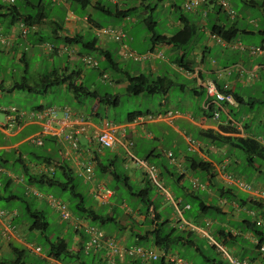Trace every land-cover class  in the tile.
<instances>
[{"label":"crops","instance_id":"0c3cea01","mask_svg":"<svg viewBox=\"0 0 264 264\" xmlns=\"http://www.w3.org/2000/svg\"><path fill=\"white\" fill-rule=\"evenodd\" d=\"M240 1L244 3L247 9L249 8V10L258 11L259 18L252 19V12L249 11L250 13L248 16V23L243 24V26L241 25L240 28H238L235 24L228 25V22L222 23L221 15H217L218 12H223L226 19L229 20L235 21L236 17L234 19L229 18L227 14L221 8H219L215 1L207 0L203 2L198 9L190 12L201 18L199 25L191 21V18L185 17L182 14V18L184 19V21L191 22L198 26V34L204 35L207 40L203 45L196 43L192 47V51L190 52L188 58H186L187 63H183L184 65H182V67L177 65V55L176 57H174V59H172V57L178 51L172 46L166 45L163 42H158L156 43L157 50L155 49L152 51L151 49H149V53L145 54H152L155 56L147 59L149 60L147 61V66H145V64H140L139 68L135 72H132L131 74L127 73L129 76L134 77L140 74H145L147 72V74L145 75H148L155 79H166V81L170 82L173 81L167 76L169 75V71H171V69L179 74H182V76L188 80L187 83L182 84L179 87L180 91L182 92V96H186L187 98V102L185 99H182V102L184 101L185 103L182 104L184 106V109L182 110L178 109L177 107H168L167 103L164 101L162 103H159L158 108L154 111H146V113L135 112V115L134 113H131L132 115L130 116L128 114L126 122H124L123 124L113 123L105 118H102L98 114V112L102 105L107 106L100 100L101 98L107 99L117 94L112 96L106 95L105 97H100L96 91H91L89 89L90 92H95L97 95L96 97L87 99H93V101H95L94 104L89 108L90 112L86 113L87 108L85 109L84 107L85 101L80 102L75 99L68 91L66 84L61 85V87L63 88V90H65V93L67 95H70L79 106V109L77 111L70 109L72 113L74 115L85 116L93 128L103 129L107 124H112L118 129L121 128L124 130V136L122 138L120 137V131L118 132L119 140L121 141V143H131L132 155L137 160L146 161L156 168V174L159 184L176 201L180 202L179 208L181 210L185 205H188L189 208L192 209V205L186 200L191 199L195 201L193 196L202 194V199L206 203V205L217 207L221 210V213H219L218 211H216V213L227 218V222H219L217 220V217L209 219L205 218L202 214L196 213L194 216L195 218L193 217V219L189 220L198 224L200 223L201 226H204V229L201 230L207 232V234H209L216 242L220 244H222V239L218 241L215 238L218 236L217 230H219V228L226 230V232L228 231L232 233V235L240 238L242 242L240 243L238 241L237 243L232 244V246L230 247H226L223 244L222 245L226 248V250L229 249V251L233 254V258L239 260H247L252 262L253 264H264V253L260 252L259 249L258 251L255 250V247L258 243L257 238L254 237L250 231L242 233L238 225H236L234 228L229 227L233 220L246 228V230H250V224H253L256 226V228L264 231V187H261V185L252 187L246 181H244L241 174L236 171L244 165L247 167H251L256 174H260L264 169L260 164L261 162L264 163L263 157H256L255 155V152H257L256 145H258L259 148H264V143L261 139L255 138L253 135H251V133H249L251 127L256 129L264 123V91L262 92L263 95L259 101H257L255 97L256 95L251 94V92H249L248 95H239L236 91L238 87L245 88V86H247V84H249L252 79L259 83H261V81H264V0ZM94 2V4H96L99 1L94 0ZM225 2L231 9L232 7L228 3V0H225ZM52 4H60L64 8L65 13L63 25H60L54 19L50 20V17H48V12H46L48 19L44 23L38 25L35 30L37 36H39V39L40 37H44L43 32L45 31H50L52 37H56L55 34L57 33V36L59 35V39L56 40H63V43L65 38H72L74 36H80L85 41L84 36L87 33L92 34L94 36L93 39L96 38L94 33V26L90 22L84 21V18L88 19L90 17L89 15H84L82 17L75 16L78 21L74 22L70 21L67 18L69 13L73 14V12L71 11V0H61L60 3ZM181 4V1L173 2L171 0V11L173 13L183 12L184 10L181 9ZM91 7L93 8V10H97V6L92 5ZM2 11L3 10H0V14L3 13ZM2 18L3 17H1L0 15V20ZM20 23V21H16L12 16H10V20L7 23L6 29L9 31L8 35H10V37L8 35L6 36L12 39L13 44L11 48H19V43L22 40L27 39L26 36L30 33L29 32L25 37L21 36L19 27ZM1 27L2 26L0 21V29ZM181 27H183V23H181V21L178 19L175 28L177 30ZM218 28H223L224 31H229L230 34H232L231 40L226 41L216 35L213 30ZM234 29L238 30V32H236ZM242 35L245 36L248 41L255 40L254 38H259V40L258 42L255 41L254 44H244L241 39ZM165 36L170 37V35ZM99 39L96 38L99 47V50L96 51L101 55V59L106 62V59L109 58L112 60V62H114L112 53L106 50V45L110 41L112 42V40L109 38V40ZM37 41L38 39L36 40V43ZM70 46L73 47V44H65V47L69 48ZM253 46L263 48V53L256 56L249 55L247 49ZM130 51L134 52L131 49ZM74 52L75 55L79 56L80 58L85 56L77 50H74ZM58 53L59 52L57 51V54ZM116 54L119 57L126 59L124 57V54L122 52H119V49L118 51H116ZM158 55H162V57L159 58L157 57ZM19 60L21 61V57L19 58ZM133 61L140 62L146 60ZM114 63L117 67L112 68L115 71H119L118 63ZM77 72L78 73L75 78V83L79 86H83V83H81L80 80H82V78L83 80L85 79L83 75L80 74V71ZM251 74H253V77L250 76ZM204 82H212L217 86V88L220 89H223L224 86H227V92L233 97V103H221L223 110H221L218 120H214L212 118L211 111H206L203 108L206 97L202 85ZM112 85L125 89L127 93V82L124 83L123 80H114L112 82ZM172 86L166 90V93L158 95H167L174 86L177 87L176 84L173 87ZM255 106L258 107L257 110H254ZM235 110L240 112L241 120H237L234 118ZM167 111L177 112L178 115L174 117L171 122H168L166 118L155 119L149 122H135L141 116L164 115ZM39 131L40 125L33 122L23 124L19 129H15L13 133L8 136L0 131V168L7 169V156L9 153H13L15 158H17V163L20 164L23 175L28 176L27 182L20 179L18 181H15V183L22 182L25 187V193L29 194L32 197L33 201L39 204L45 203L46 205H48L43 197H37L33 195V191H36L34 189V184H37V182L29 180V178H31L32 176L39 178L45 175L46 177L51 176L52 178H56V172L58 171L57 165L61 163L68 169H70L73 175L77 179L81 180L84 185L86 183L83 181V177L80 175L82 169L74 164V162H72L71 157L74 152H71L69 153V156H66V151H70L67 150L65 144L60 143L58 139L52 137H43V146H41L43 153L41 154L27 151L28 149H26V145H28L29 147H37L30 144L28 142V138L37 135ZM11 141L14 142L9 143ZM142 143L150 145L148 151H145ZM56 147L60 156L59 161L53 160L51 155L52 151L54 152V149H56ZM191 147H193V149H191ZM245 149L247 150V152L244 151ZM87 150L89 151V154L92 155V162L94 159V155L96 154L99 162L103 164H108V162H110L111 160V157L113 155H117L122 169L127 173L130 172L132 177L128 175L129 173L127 174L130 177V180L134 181L137 187H144L145 174L143 170L140 169L134 162L128 161L126 159L125 150L121 145H118L113 150H99L95 143L88 144L86 140L82 139L80 148L81 155L83 154L84 157H87ZM238 151L242 152L244 160L243 157H240ZM248 151L251 153L248 154ZM168 154L172 155L174 162H172V160L168 157ZM202 163L210 164V167L203 168L200 165ZM50 167L54 169L53 175H49V173H46V171ZM0 175L2 174L0 173ZM225 176H229L232 179H236L246 183L251 187L253 192H251V194H248V196L237 199L236 191L234 190H241L235 188L234 186L228 185L225 181ZM111 182H113V180L108 175L105 177L96 176V179L92 183V186L94 187L95 184L101 183L109 188ZM194 183H197L201 187H194ZM11 184L12 180L8 179L4 186L0 185V188L2 187L3 190L7 191V188ZM154 187V194L159 198L161 197V199H159V203H157V206L159 207L158 212L162 214L161 209L163 203H168L169 205L167 207L172 210V218L174 217L173 219H176L175 223H177L178 216L175 212L174 207L165 200L160 190L156 186ZM229 189H232L230 193L225 192ZM39 191L37 190V192ZM39 193L42 196H45L41 193V191ZM226 193L227 195H225ZM13 196L15 195L10 193L9 197ZM114 197L116 198L117 194H115ZM0 200H5V197H3L1 194ZM9 200L15 199L12 198ZM121 201L122 203L126 202L124 200ZM213 201H215V204L212 203ZM25 204V207H30L27 203ZM121 206L123 208H129V205L126 206L121 204ZM48 207L50 206L48 205ZM110 208H120V205L118 206L116 203H112ZM136 208L139 207L136 206ZM10 210L15 211L17 213V216L13 218V220L6 219L4 221L6 224L11 225L13 232H15L19 238V233L17 230L18 221L20 220L21 215L15 208H12ZM183 214L182 217L184 218L185 214ZM240 214L244 215L245 219L242 220L241 218H239ZM139 217L140 218H137L136 215L132 213L130 214L129 220L133 225H137L142 221V217L140 215ZM162 220H165L163 215L160 221ZM175 223L173 225L174 227H176ZM188 223L192 225L190 221H188ZM115 225L122 226L120 224L119 218H117V220L115 221ZM25 226L28 229V223L25 224ZM72 228L73 239L72 246L70 248L72 251L71 254H76L77 258L79 259L80 251L82 252V248L86 241L85 235L81 232V230H76L74 227ZM125 228V226H122L120 228L122 232V235L120 237H118L117 235L111 236L114 237L119 245L123 248L133 247L135 245L130 244V238L133 233L132 231H130V228H127L126 230ZM200 236L207 241V239L201 234ZM19 239L11 240H15L19 245H23V243ZM3 242L4 243L0 245V253L2 254L11 251L9 247V241L4 239ZM24 245L26 248H28L27 244ZM215 250L218 254H220L217 249ZM91 252L93 253L94 258L101 257L104 259V253L102 251H98L99 253H97L96 251ZM173 253L182 258L179 252L175 251ZM221 258L224 259L223 256H221ZM48 260L53 264H60L59 261H56L52 258L48 257ZM205 262H208L209 264H218L215 261H211L209 259H206ZM132 263L133 262L130 259L119 258L115 264ZM188 263L191 264L190 262Z\"/></svg>","mask_w":264,"mask_h":264},{"label":"rangeland","instance_id":"374dc122","mask_svg":"<svg viewBox=\"0 0 264 264\" xmlns=\"http://www.w3.org/2000/svg\"><path fill=\"white\" fill-rule=\"evenodd\" d=\"M102 6L105 8L110 9L113 11L115 9V3L120 5L121 9L127 10L131 8H135V10H132L128 13L127 18H115V17H109L106 15L101 14L97 10H93V8L90 6L85 10H81L78 6L72 4V12L73 16L76 17H82L84 15H89L90 18L95 22L101 25L103 28H121L122 31L126 35V39L124 41V44L127 46V50L130 51V49L134 52L132 54H139L143 57V55L149 53V49L152 51L156 49V43L155 41H152L150 39V33L148 32L147 28L144 25L143 20L146 19L149 15H151L152 22L156 23L155 32L157 35H172L176 31V23L178 22L179 15L183 14L185 17L191 18V21L194 23L200 24L201 18L196 16L194 13L190 12H172L170 9L171 0H98ZM51 2L50 0H43L44 7L46 8L48 12V17L51 19L56 20L60 25H63L64 20V13L65 10L62 7V5H51L49 4ZM94 0H92V4L94 5ZM228 3L232 7L231 9L234 12V15L236 17L234 20L226 19L223 12H218L217 15H221V21L222 23L228 22V25L235 24L238 28L243 26V24H247L249 21V11L252 12L251 18L252 19H258L259 13L255 10H249L244 5V3L240 0H228ZM3 4L7 8H9V4L5 2V0H0V5ZM15 5L22 9L24 12H37L35 9L25 8L23 9V3L20 0H17ZM148 8H152L151 11L148 10ZM5 10H3L4 12ZM212 17V16H210ZM10 20V16L6 18L1 19V29L0 34L3 36L8 35L7 23ZM250 27V26H249ZM10 37V35H8ZM44 41L42 44H37L36 40L39 36H37L36 31H30V33L26 36L27 39L22 40L19 44V48H11L7 46H0V83L3 84L4 90H0V109H5L9 107H15L20 110L24 111H31L37 108H46L50 106H67L71 110L77 111L79 109L78 104L72 99L70 95H67L65 93V90L61 86H52L47 93L40 92L42 87L46 84L45 77L52 74L54 71L58 75H70L75 71H80V74L83 75L84 79L80 80L81 83H83L84 87H88L91 91H96L100 97H105L106 95H115L117 94L120 98V102L115 107H107L105 105H102L98 114L102 117L107 119L110 122L113 123H120L123 124L126 122L128 114L131 113H146V111H154L158 108V104L162 102H166L168 107H177L178 109L182 110L184 109V106L182 104H185L184 101L182 102V99L186 100V96H182V92L180 91L179 87L182 84H185L188 82L187 79H185L182 74L177 73L176 71H169V75L167 76L170 78L173 82V86L176 84L177 87H173L172 90L169 91L167 95H153L149 96L146 94H141L137 96H131L126 93L125 89H122L120 87H115L112 85V82L114 80H123L124 83H126L125 73H132L135 72L140 64H145L147 66V61H140V62H134L132 58L125 57L121 58L116 54V51L121 52L122 44L120 42H116L112 40L106 45V50L110 51L112 53L113 61L118 63L119 71H115L112 67L109 66L107 62L101 59V55L97 51H89L84 50L80 44L73 45V47H69L68 49L70 51L77 50L82 55L89 56L90 58L95 59L98 61V68H90L87 67L81 60V58L75 53H69V52H62L58 54H54L51 50H49V47H57L61 48L64 47L65 44L63 43V40H55L52 38V34L50 31L43 32ZM92 34H85L84 38L85 41H89L93 39ZM101 38V39H99ZM99 40H106L109 37L107 36H101L99 37ZM110 39V38H109ZM108 39V40H109ZM242 41L244 44L248 43H255L258 42L259 38H254L255 40L248 41V39L242 35ZM195 40L198 44H205L207 41L204 35L198 34L195 37ZM157 50V49H156ZM104 51V50H103ZM163 52V51H162ZM22 55L25 57V61H20L19 58L22 57ZM178 56L176 53L174 57ZM123 57V56H122ZM106 75V79H102V75ZM147 74V72L145 73ZM53 77H51L52 79ZM175 83V84H174ZM26 84L27 86L33 88L32 91L28 90H17L13 89L16 85ZM35 89H40L39 91H36ZM237 93L239 95H248L249 92L251 94L256 95L257 101H259L262 98V92L264 91V81H261V83L255 81L252 79V81L245 86V88H237ZM244 92V93H243ZM85 109L86 113H89V108L94 104L93 99H85ZM83 101V102H84ZM83 107V106H82ZM258 107L255 106L254 110H257ZM240 112L234 111V118L237 120H241ZM257 118V116H256ZM104 119V120H105ZM4 116L2 112H0V122H3ZM254 122V121H253ZM249 133L253 135L255 138H259L264 143V123L261 124L260 127L252 128L249 130ZM14 141H11L9 143H13ZM8 143V144H9ZM48 144V143H47ZM144 146L145 151H148L149 146L146 143H142ZM167 148V147H165ZM26 149L29 152H36L38 154L43 153L42 147H29L26 145ZM2 153V152H1ZM147 153V152H145ZM240 154V157L244 156L242 152L238 151ZM53 160L59 161L60 156L56 149H54V152L51 153ZM8 163L6 164L7 173L0 175V185L4 186L6 184V181L8 179L12 180V184L7 188V191L3 190L2 187L0 188V194L3 197H8L10 193L14 194L15 196H18L21 198V200H0V210L5 212H10L12 208L17 209L19 214L21 215L20 220L18 221V233H19V240L24 244H27L31 246L33 249L40 248L39 254H34L32 251H30L28 248L25 247V245H19L17 241L12 240V244L15 248L24 251L23 253V260L28 264H53L48 260V243L47 239L50 241H53L57 238H63L67 243L68 246H72V239H73V228L74 225L72 222H66V221H60L57 212L52 209L51 207H48L45 203H36L33 201L32 197L29 194L25 193V187L22 184V182L15 181L18 180H25L27 182L28 176H24L20 164L17 163V158L13 155V153H9L8 156ZM258 164V163H256ZM262 167L264 168V163H260ZM118 169L120 171H123L121 163H118ZM242 176V179L246 181L249 185L252 187L259 186L264 187V169L263 172L260 174H256L255 171L251 167L242 166L238 170ZM129 173V174H128ZM126 172L130 177V172ZM8 174L10 176H8ZM48 176V175H47ZM49 178H52L51 176H48ZM56 179L59 181H64L61 172H56ZM14 180V182H13ZM84 181V178H83ZM85 182V181H84ZM132 184L136 185L134 181H131ZM76 184V188L78 192H80L84 198V205L86 208H89V212L104 215L109 211V208L111 207L112 203H116L118 206L120 205V208H117V218L120 219V224L122 226H125V230L127 228H130V231H135L137 233L144 234L145 231L149 229V223L144 222L142 226H136L131 223L129 220V212L131 213V208H123L121 204L123 205H129V207H132V205H136L139 207L137 208L139 210V215H146L147 210L144 206H141L139 204L136 198L128 196L124 190V186L122 183H115L111 182L109 188L116 189L117 197L108 201L107 204H102L99 200L96 199L94 188L92 186V183H86L85 185L81 182V180L76 179L74 181ZM87 185V186H86ZM34 189L37 191H41V193L45 196H52L56 199H59L66 203L69 207V210L71 211L72 215L74 217H79L83 219L86 223L91 224L92 226L97 227L101 231L104 232L105 235H117L120 237L122 235V232L120 228L122 226L113 225L111 223H106L105 225H102L98 221H91L90 219L86 218L85 214H81L79 212H76L74 210V206L77 203V198H74L71 196L69 191L61 190L57 187H48L45 185L40 184H34ZM154 188V187H153ZM174 188V186H173ZM39 191V192H40ZM237 199H241L245 196H248L249 193L237 191L236 189ZM154 193V191H152ZM246 193V194H245ZM202 195V194H198ZM155 203H159V198L157 195L154 194L152 197ZM121 200H124L126 202L122 203ZM27 203L31 209H38L42 211L47 219L48 222V228L44 232V234L36 233V232H30L25 224L31 223V218L29 219L28 216L25 214V203ZM189 202L192 207L193 211L196 212L197 210V201H193L191 199L186 200ZM212 203L215 204V201ZM211 203V204H212ZM167 204V205H166ZM166 205V206H165ZM168 203H163L162 205V215L165 218L167 222L168 227H171L176 222V219H173L172 216V210L168 208ZM161 206V204H160ZM194 212V213H195ZM137 212L134 213L137 218H140ZM115 216V217H116ZM239 216V215H238ZM143 217V216H142ZM209 219H212L213 217H217V220L219 222H227V218L223 217L220 214H217L216 212L210 211V213L207 216ZM242 220L245 219V216L240 214V217ZM169 219V220H168ZM236 225L239 226V229L241 232H245L246 228H244L242 225L236 223V221L231 222L229 227H235ZM68 227V229H67ZM225 227V226H224ZM226 228V227H225ZM124 229V228H123ZM122 229V230H123ZM227 229V228H226ZM124 230V231H125ZM82 232V230H81ZM152 236H149L147 240L136 242L133 237L130 238V244L131 245H138L143 248H154L157 249V251H160L159 248L152 246ZM192 237L193 241L197 243L202 250L203 254H198L195 252L194 248L187 247L182 250V248L179 245L172 244L171 250L173 252L179 251L180 255L185 258L188 262L192 264H209L208 262H205L204 258H208L211 261H222L223 264H228L227 260H223L221 258V254H218L216 250L211 249L207 245V241L202 238L201 236ZM217 240L218 238L215 237ZM85 240L87 241V236L85 235ZM4 239L0 237V245H2ZM219 241V240H218ZM8 247V246H7ZM231 256L233 254L227 249ZM91 252V251H90ZM44 257V258H43ZM16 258V254L12 251H9L7 253H0V260L3 261H12ZM98 259V258H97ZM185 260V261H186ZM97 261V260H96ZM81 262H84L85 264H92L94 263L93 259V253L87 254L85 251H80L79 259L77 258V255H68V256H61L60 257V264H81Z\"/></svg>","mask_w":264,"mask_h":264},{"label":"trees","instance_id":"16d2710c","mask_svg":"<svg viewBox=\"0 0 264 264\" xmlns=\"http://www.w3.org/2000/svg\"><path fill=\"white\" fill-rule=\"evenodd\" d=\"M20 1L24 5L23 9L24 7L25 8L29 7L30 9L32 8V9L37 10V12H33V13L27 12L26 13L25 11L23 12L22 9H19L15 4L9 6V8L1 4L0 10H5L4 12L2 11L3 12L2 14H0L1 17L5 18L8 16H12L15 18L16 21H20L26 27H36V28L38 27V25L44 23L48 19L47 13H46L47 10L44 7L43 0H20ZM49 4L51 5V2H49ZM72 4L78 6L81 10H85L88 7L93 5L92 0H71V5ZM94 5L97 6L96 9L101 14L109 16V17H115V18H125L126 19L128 16V13L132 10H135L134 7L131 9L123 10L121 9V7H119V4H116V3H115V9L113 11L102 6L100 2H97ZM148 10L151 11L152 8H148ZM6 11L8 12V14ZM179 17H180L179 20L181 21V23H183V27H181L180 29H177L172 35H170V37H167L165 35L156 34L155 32L156 23L152 22L151 15H149L146 19H144L143 22L148 32L150 33V39H152V41H155V43L163 42L166 45L174 47L178 51L177 52L178 56L176 57V63L177 65L182 67V65H184L183 63H187L186 58H188L190 52L192 51V47L197 43L195 40V37L198 35L199 30H198V26H196L195 24L188 22V21L187 22L184 21V19L182 18V14ZM87 21L90 22L94 26V29L103 28L98 23H95L90 17L88 18ZM234 30L238 32V30L236 29ZM213 32L216 35H218L220 38L226 41H229L232 38V34H230L229 31H224L223 28L214 29ZM55 35L56 37L53 36L52 38L55 40L59 39V35L57 36V33ZM43 41H44V37H40V39L38 37L37 43H42ZM64 43L68 45L80 44V46L84 50H89V51L99 50L96 38L89 40V41H84L83 38H81L80 36H74L72 38H65ZM53 53L57 54L56 47L53 49ZM21 61H25V57L23 55L21 57ZM106 62L109 64L110 67H117L116 64L112 62V60L109 58L106 59ZM77 73L78 72L75 71L72 74L66 76L65 74L58 75L54 71L52 74L45 77L44 82H46V84L42 87L40 92L47 93L48 90L52 86H61V85L66 84L68 91L72 94V96L75 99H77L80 102H83L85 99H88V98L96 97L97 94L95 92H90L88 87H84L81 85L79 86L75 83V78H76ZM51 77L53 78L51 79ZM125 78L127 82V94L131 96H137L141 94H146L149 96H153L156 94H164L166 93V90L173 85L172 82L166 81V79L165 80L162 78L155 79L145 74H140L138 76L131 77L127 73H125ZM13 89L32 91L33 88L27 86L26 84H21V85L14 86ZM0 90H4L2 83H0ZM35 90L39 91L40 89H35ZM220 91H222V89H220ZM100 100L104 102L108 107H115L120 102V98L117 95L109 97L107 99L101 98ZM211 110L212 109H210V111ZM135 114L136 113H134V115ZM129 115L131 116L132 114H129ZM256 148H257V152H255L256 157L257 156L263 157V160H264V148L262 147L259 148L258 145H256ZM104 150H110V149L104 148ZM244 151L247 152L246 149ZM249 153L251 152L248 151V154ZM93 163H94L93 173H94L95 179H96V176L105 177L108 175L111 177L113 182L122 183L126 194L128 196L136 198L138 200L137 202L141 204V206H144L145 209L147 210L146 215H142V214L140 215L141 217L143 216L142 221L136 226H142L144 225L143 224L144 222L148 221L149 229L145 231L144 234L137 233L133 230L132 231L133 235L131 237H133L136 242L147 240L149 236L153 235L152 236L153 246L159 248L160 250H167L173 253V250H171V245L175 244V245H179L180 247H182V250L184 248L191 247V248H194L196 253L203 254L201 247L197 243H195L192 239V237H195L194 235L200 237L199 233L180 229L177 227L178 225L176 227L174 226L168 227L167 225L168 221L166 220L160 221L162 214L158 212L159 207L157 206V204L152 198L154 196V193H152V191H155V187L149 182L146 176L144 177V187L143 188L137 187V185L132 184L130 177L126 174L125 170L120 171L118 169V163L120 162H119L117 155H113L111 157L110 162H108V164H103L99 162L97 155L95 154ZM200 165L203 168L210 167V164L202 163ZM57 169L59 172H61V175L64 181H59L55 177L49 178V177H46L45 175L39 178L32 176L31 178H29V180L37 182L40 185L42 184V185H47L48 187H57L61 190L69 191L71 196L74 198H77L78 200L74 206V210L76 212L85 214L86 218L90 219L91 221H98L102 225H105L106 223H111L115 226V221L117 220V217H118L116 216L118 215L117 210H116L117 208L116 209L109 208V211L103 216L100 214L89 212V208H86V206L84 205V198L82 194L78 192L76 188V184L74 183V181L77 178L73 175L72 171L61 163L57 165ZM105 187L113 191L114 196L115 194H117L115 188L111 189V188H108L107 186ZM231 190L232 189H229L225 192L230 193ZM227 193L225 195H227ZM114 196L112 199L115 198ZM223 196H224V193H223ZM193 197H194V200L197 201L198 208L196 212L193 211V208L192 209L189 208L188 210H185L183 212L185 214L184 220H186L187 222L190 221L193 226L199 229H204V226H201L200 223L198 224L189 219H193L196 213L202 214L205 218H208L207 216L210 213V211L212 212L218 211L219 213H221V210L215 206L206 205L201 195L197 194V196H193ZM12 198L21 200V198H19L18 196H13V197L8 196V197H5V201H8L9 199H12ZM136 206L137 204L132 205V207H129L131 209L133 208L131 211L132 213L139 212ZM24 212L26 213L29 219L31 218V221H32L28 225V230L30 232H39L40 234L43 235L46 229L48 228V222H47L45 214L38 209H31V207L29 208L25 207ZM132 213H129V217H130V214ZM89 225L92 226L91 224ZM250 226H251L250 230L248 229L246 231H250L252 235L257 238L258 243L255 247V250L258 251L260 246L264 244V231L256 228V226L253 224H250ZM79 230H82V233H83V229H79ZM217 235H218L217 236L218 240L222 239V244L226 247H230L232 246V244H235L238 241L240 243L242 242L240 238H238L235 235H232V233L228 231L226 232V230L222 228H219V230H217ZM105 236L112 237L111 235H105ZM10 241L12 242V240ZM10 241H9L10 250L16 254V258L8 262L0 260V264H28L23 260L24 251L15 248L14 245ZM47 243H48V257L49 258H52L56 261H60L61 256L72 255L70 246H68V243L63 238H57L53 241H50L49 239H47ZM135 246L138 247V245H135ZM210 248L213 250L216 249L214 246ZM99 251L100 252L102 251L105 255L104 250H99ZM90 253L91 252L89 251L87 254H90ZM103 257L104 259L101 257H98L97 259V258H94L93 256L95 262L92 264L109 263L106 257L105 256ZM126 259H130L133 262L132 264H140V262L137 259H134L133 257L126 258ZM182 259L186 260L183 257ZM204 259L206 260L208 258H204ZM186 262L188 261L186 260ZM215 262L218 264H223L222 261H215ZM81 264H85V263L81 262ZM149 264H165V263H164V259H158L156 261H151Z\"/></svg>","mask_w":264,"mask_h":264},{"label":"built area","instance_id":"2783aa9c","mask_svg":"<svg viewBox=\"0 0 264 264\" xmlns=\"http://www.w3.org/2000/svg\"><path fill=\"white\" fill-rule=\"evenodd\" d=\"M17 0H5L10 6L14 5ZM51 3L57 4L60 3L61 0H50ZM181 1V9L185 12H193L200 7V5L207 0H172ZM216 4L227 14V16L231 19L235 18L234 12L230 9L225 0H213ZM70 21H78V19L68 14L67 17ZM84 21H87V18H84ZM20 32L21 36L25 37L30 31H35L36 27H26L22 23H20ZM95 37L99 38L101 36H107L110 39L120 42L122 44L121 52L124 54V57L132 58L134 60H147L148 58L153 57L154 55L148 54L145 56H140L138 54H132L131 51L127 50V46L124 44L126 39L125 33L121 29L117 28H102L94 30ZM13 44L12 39L8 36H3L0 34V46L11 47ZM55 47H49V50L53 51ZM59 53L69 52L75 53L73 50L70 51L68 47L57 48ZM248 54L251 56L260 55L263 53V48L261 47H249L247 49ZM155 57V56H154ZM157 57L161 58L162 55H158ZM82 62L90 68H98V61L89 56H83L81 58ZM253 77V74L250 75ZM106 75H102V79H106ZM203 89L205 91L206 97L203 104V108L206 111L212 112V118L214 120H218L220 117V112L222 109L221 103H233V97L229 94L228 87L224 86L222 91H220L217 86L212 83H203ZM4 116L3 122H0V131L5 135H10L13 133L15 129H19L23 124L28 122L37 123L40 125V131L37 135L28 138V142L34 146L41 147L43 146V137H52L58 139L60 143L65 144L66 149L70 152L66 151V156H69V153L74 152L71 159L74 164L82 169L80 175L84 178V181L87 183H93L94 178V164L92 162V155L88 153L87 157L81 155V141L82 139L86 140L89 143H95L98 149L108 148L113 150L118 145H121L125 150V157L128 161L134 162L140 169L143 170L145 176L149 180L151 184L156 186L160 192L163 194L165 200L169 202L175 209V212L178 216L177 225L180 229L188 230L191 232H196L201 234L203 237L207 239L208 245L210 247H215L218 252L223 256L225 260L229 262V264H253L247 260H239L233 258L226 248L217 243L207 232L191 225L187 221L184 220L182 214L185 210L189 209L188 205H185L181 210L179 208L180 202L176 201L161 185L157 179L156 168L146 161L137 160L131 152L132 144L131 143H121L119 140L118 132L120 131V137L124 136V130L121 128H117L112 124H107L103 129L93 128L90 122L86 119L85 116L82 115H74L72 111L67 106H50L46 108L35 109L31 111H24L17 109L15 107H9L5 109H0ZM178 115L177 112L167 111L164 115H146L139 117L135 122H149L155 119L166 118L168 122H171L174 117ZM193 149V147H191ZM168 157L174 162L171 154H168ZM0 173L5 174L7 171L3 168H0ZM46 173L49 175L54 174V169L50 167ZM8 176H10L8 174ZM225 181L228 185L234 186L238 188L242 192H246L251 194L253 190L246 183L232 179L229 176H225ZM194 187L200 188L201 186L197 183H194ZM94 193L97 200H99L102 204H107L110 198L113 196V192L105 187V185L101 183H97L94 185ZM33 195L37 197H43L46 203L54 209L59 217L60 221L72 222L74 228L76 230L83 229L84 235L87 236V241L83 246V250L88 253L89 251H105V257L110 264H115L119 258H130L133 257L137 259L140 264H149L151 261H156L158 259H164L167 264H189L185 260L175 256L166 250L157 251L154 248H142L140 246H134L130 248H123L119 245L117 240L114 237H106L104 232L98 229L97 227L90 226L84 220L75 218L69 207L63 201L56 199L52 196H42L39 192L33 191ZM17 216L15 211L5 212L0 211V236L7 241L11 239L18 240V236L15 232H13L10 224H6L4 220L10 219L13 220ZM30 251L34 254L40 253V248L33 249L31 246H27ZM260 252L264 253V245H261L259 248Z\"/></svg>","mask_w":264,"mask_h":264},{"label":"clouds","instance_id":"9594fccd","mask_svg":"<svg viewBox=\"0 0 264 264\" xmlns=\"http://www.w3.org/2000/svg\"><path fill=\"white\" fill-rule=\"evenodd\" d=\"M88 20V19H87ZM153 185V184H152ZM176 224V226H177V223H175ZM178 227V226H177ZM179 228V227H178ZM86 242V241H85ZM71 250V249H70ZM82 250H83V248H82ZM84 251V250H83ZM91 251H93V250H91ZM167 251V250H166ZM72 252V251H71ZM96 252H98V251H96ZM167 252H169V253H171V254H173V255H175L174 253H172V252H170V251H167ZM175 256H177V255H175ZM179 257V256H178ZM180 258V257H179ZM182 259V258H181ZM164 263L165 264H167L165 261H164Z\"/></svg>","mask_w":264,"mask_h":264}]
</instances>
